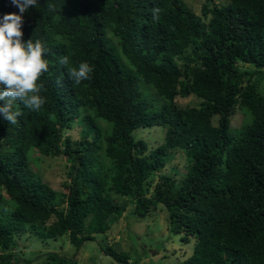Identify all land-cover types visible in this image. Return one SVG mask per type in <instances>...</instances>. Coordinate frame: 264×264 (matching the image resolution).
Instances as JSON below:
<instances>
[{"label":"trees","instance_id":"16d2710c","mask_svg":"<svg viewBox=\"0 0 264 264\" xmlns=\"http://www.w3.org/2000/svg\"><path fill=\"white\" fill-rule=\"evenodd\" d=\"M154 8L162 9L158 21ZM7 13L21 15L0 0V19ZM200 13L183 0H37L22 14V39L43 43L49 70L38 81L46 98L39 111L14 101L17 122L0 115V264H17L12 249L24 232L65 234L75 248L104 233L124 210L113 195L130 196L137 217L165 208L169 233L192 239L175 264H264V96L249 80L264 71V0H203ZM64 56L69 65L59 63ZM81 62L93 71L77 85L67 70ZM190 94L198 107L175 103ZM236 108L250 121L232 128ZM78 120L79 138L63 136ZM152 126L164 135L147 150L133 131ZM30 150L64 158L65 191L29 168ZM176 152L187 162L180 178L148 181ZM99 248L127 263L124 253Z\"/></svg>","mask_w":264,"mask_h":264},{"label":"rangeland","instance_id":"374dc122","mask_svg":"<svg viewBox=\"0 0 264 264\" xmlns=\"http://www.w3.org/2000/svg\"><path fill=\"white\" fill-rule=\"evenodd\" d=\"M186 6L196 15H200V6L203 0H183ZM224 3L226 0H216ZM181 65L180 60H176ZM239 71L251 72L254 67L247 63L237 62ZM249 80L254 82L257 91L264 96V71L260 74L252 72ZM178 106L189 107L200 105V99L190 94L186 97L174 98ZM243 114V116H242ZM248 123L250 115L238 108L229 117V125L236 128L241 123ZM216 123V117L212 118ZM82 122L74 121L70 127L62 129V135L70 139H78ZM164 127H140L133 131L136 139L146 142L147 150L162 142ZM29 168L35 171L39 177L50 187L57 191H65L62 182L66 179L67 163L62 156H42L35 150L28 151ZM187 162L183 154L176 152L165 163L164 167L151 174L148 181H156L161 174L171 176L178 180L185 172ZM147 184V193L151 188ZM3 192V186H0ZM114 201L123 205L124 210L120 215L109 217L110 226L104 233L93 235L92 240L84 241L78 248L68 242L65 234L52 239H39L28 232L15 236V248L12 249L17 258V264H51L52 259H47L48 254H57L65 259L61 264H124L114 261L110 256L101 252L100 246H109L117 252L124 253L126 264H175L187 257L192 250V239L184 243L180 235L171 234L167 229V212L157 203L150 207L143 217L132 214L133 200L130 196L113 195ZM55 205L60 207L62 200L58 197Z\"/></svg>","mask_w":264,"mask_h":264},{"label":"clouds","instance_id":"9594fccd","mask_svg":"<svg viewBox=\"0 0 264 264\" xmlns=\"http://www.w3.org/2000/svg\"><path fill=\"white\" fill-rule=\"evenodd\" d=\"M19 9L16 13L4 14L0 19V115L10 124H15L21 115L13 111V102L19 101L31 111H39L46 102L41 95L43 85L38 81L49 70V61L44 58L47 51L40 40L33 42L22 39V14L29 6L36 7L37 0H11ZM49 11L53 6H48ZM162 9H153V20L158 21ZM61 65H69L68 56L59 60ZM68 75L75 84L90 79L93 68L87 62L78 67H69Z\"/></svg>","mask_w":264,"mask_h":264}]
</instances>
